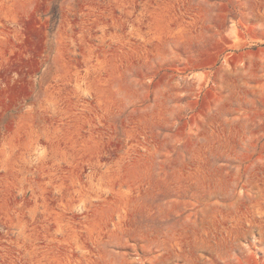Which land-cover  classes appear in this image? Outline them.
<instances>
[{
	"label": "rangeland",
	"instance_id": "obj_1",
	"mask_svg": "<svg viewBox=\"0 0 264 264\" xmlns=\"http://www.w3.org/2000/svg\"><path fill=\"white\" fill-rule=\"evenodd\" d=\"M0 264H264V0H0Z\"/></svg>",
	"mask_w": 264,
	"mask_h": 264
}]
</instances>
